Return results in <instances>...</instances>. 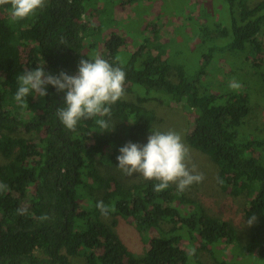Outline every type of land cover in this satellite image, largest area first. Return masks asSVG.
I'll list each match as a JSON object with an SVG mask.
<instances>
[{"label":"trees","instance_id":"obj_1","mask_svg":"<svg viewBox=\"0 0 264 264\" xmlns=\"http://www.w3.org/2000/svg\"><path fill=\"white\" fill-rule=\"evenodd\" d=\"M224 2L229 26L204 29L206 39L211 38L208 32L229 38L224 49L248 51L256 56L253 66L260 67L264 0L253 7L247 0ZM87 3L46 0L43 9L17 22L11 20L10 5L0 6V157L6 160L0 164V184L7 185L0 190V264H70V256L82 257L85 264H186L192 256L203 264L200 253L214 255L208 245L217 249L222 244L238 250V256L264 261V138L247 139L238 129L250 112L246 91L199 92L198 79L212 61L210 54L203 56L195 74L183 65L170 68V59H161L163 51L139 62L146 45L121 63L115 56L125 39L110 34L101 57L125 71V94L136 91L137 98L112 106L107 130L95 123L98 117L66 130L56 116L65 93L51 86L44 97L30 94L24 106L14 100L17 76L24 71L43 65L46 73L74 76L82 58L94 59L83 53L89 39L83 21ZM173 70L177 82L170 80ZM151 92L163 103L193 110V125L185 136L188 146L216 165L223 192L249 199L245 216L255 220L244 245L230 221L209 215L175 185L161 192L153 190L155 181L127 186L103 169L116 167L119 149L129 142L140 144L152 131L154 115L143 107L153 98L148 97ZM22 132L39 137L27 138ZM97 201L114 207L110 223L96 209ZM23 209L26 214H19ZM44 215L50 219L40 221ZM117 217L132 218L138 229L155 232L143 257H135L114 232Z\"/></svg>","mask_w":264,"mask_h":264},{"label":"rangeland","instance_id":"obj_2","mask_svg":"<svg viewBox=\"0 0 264 264\" xmlns=\"http://www.w3.org/2000/svg\"><path fill=\"white\" fill-rule=\"evenodd\" d=\"M259 1L262 0H247V5L253 7ZM83 21L89 27V39H85L83 53L90 58L101 57L104 52V41L112 33L125 39L123 47L115 56L121 63H125L131 53L139 51L141 46L146 45L147 49L140 53L139 62L147 58L148 54L154 57L163 51L161 59H170L168 61L170 68L183 65L190 74H195L203 56L210 54L212 61L198 79L199 92L208 90L221 95L246 91L250 97V112L238 129L247 139L264 138V56L261 66L254 67L252 60L256 56L247 54L248 51L231 53L224 49L229 43V38H216L217 34L208 32L211 38L206 39V32L203 31L204 29L215 31L218 24L229 26L230 17L224 0H90L86 5ZM259 40L264 47V34L259 36ZM169 77L171 81L177 82L176 70H173ZM233 80L239 82L241 85L239 89L229 87ZM148 97L153 98L145 102L143 107L154 115L152 131L173 130L179 133L189 148L191 162L205 176L202 183L192 185L185 192L196 198L209 215L230 221L238 232L240 244L244 245L252 225V223L249 225V219L245 216L249 199L245 195L232 197L223 192L217 184L216 165L208 156L188 146L185 136L193 125V110L182 105L163 103L153 92L149 93ZM136 98L135 91L125 94L122 99L136 102ZM20 135L34 140L39 137L23 132ZM149 135L150 133L141 140L140 145L147 143ZM260 160L264 163V158ZM5 162L6 160L0 157V164ZM103 169L118 177L127 186L146 181L139 176L124 177L116 167ZM103 219L110 223L112 217ZM115 219L114 232L135 257H143L148 250L149 239L155 232L138 229L132 218ZM208 249L214 255L202 251L199 260L203 264H264L263 260L252 255L238 256V250L235 252L232 247L225 244L218 246L217 249L208 245ZM68 260L70 264H85V260L78 256H70ZM186 264L197 263L190 256Z\"/></svg>","mask_w":264,"mask_h":264},{"label":"clouds","instance_id":"obj_3","mask_svg":"<svg viewBox=\"0 0 264 264\" xmlns=\"http://www.w3.org/2000/svg\"><path fill=\"white\" fill-rule=\"evenodd\" d=\"M45 4L46 0H0V6L10 5L12 22L35 15ZM125 78L126 73L121 67H114L100 56L93 60L82 58L74 76L63 71L58 75L46 73L42 65L17 76L14 100L24 106L25 98L30 94L44 97L48 94L47 86H51L57 93H65L64 104L56 109V116L66 130L75 131L79 121L94 117H98L95 123L107 130L112 106L125 95ZM229 87L239 89L241 85L233 80ZM116 160V168L124 177L139 176L146 181H155V192L175 185L176 190L182 193L205 179L204 174L191 162L189 148L181 135L173 130L150 132L144 145L125 144L119 149ZM0 190H7V185L0 184ZM95 207L105 218L115 211L114 207L105 205L103 201H97ZM26 212L27 209L19 210L21 215ZM48 219L47 215L39 217L40 221ZM254 220L255 216H252L249 225Z\"/></svg>","mask_w":264,"mask_h":264}]
</instances>
